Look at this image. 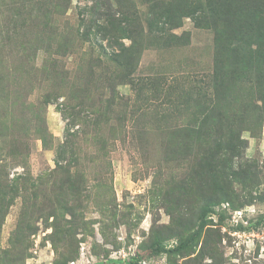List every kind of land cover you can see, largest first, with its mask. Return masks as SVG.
Returning <instances> with one entry per match:
<instances>
[{"label": "rangeland", "instance_id": "obj_1", "mask_svg": "<svg viewBox=\"0 0 264 264\" xmlns=\"http://www.w3.org/2000/svg\"><path fill=\"white\" fill-rule=\"evenodd\" d=\"M0 264H264V0H0Z\"/></svg>", "mask_w": 264, "mask_h": 264}, {"label": "trees", "instance_id": "obj_2", "mask_svg": "<svg viewBox=\"0 0 264 264\" xmlns=\"http://www.w3.org/2000/svg\"><path fill=\"white\" fill-rule=\"evenodd\" d=\"M199 232H195L194 234L190 235L187 239H185L184 241H182L179 245V248H183L186 247L187 245H189L190 243H192L194 241V239L198 236Z\"/></svg>", "mask_w": 264, "mask_h": 264}]
</instances>
